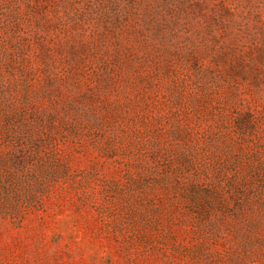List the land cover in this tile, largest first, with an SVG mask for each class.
<instances>
[{
	"label": "rangeland",
	"instance_id": "rangeland-1",
	"mask_svg": "<svg viewBox=\"0 0 264 264\" xmlns=\"http://www.w3.org/2000/svg\"><path fill=\"white\" fill-rule=\"evenodd\" d=\"M0 264H264V0H0Z\"/></svg>",
	"mask_w": 264,
	"mask_h": 264
}]
</instances>
